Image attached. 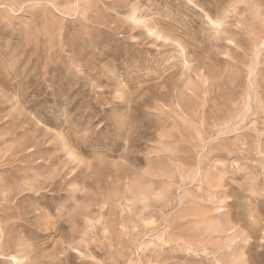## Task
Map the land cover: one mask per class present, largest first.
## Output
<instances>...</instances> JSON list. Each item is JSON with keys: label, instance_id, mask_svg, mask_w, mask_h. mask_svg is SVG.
<instances>
[{"label": "rangeland", "instance_id": "obj_1", "mask_svg": "<svg viewBox=\"0 0 264 264\" xmlns=\"http://www.w3.org/2000/svg\"><path fill=\"white\" fill-rule=\"evenodd\" d=\"M0 264H264V0H0Z\"/></svg>", "mask_w": 264, "mask_h": 264}]
</instances>
